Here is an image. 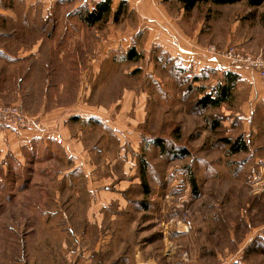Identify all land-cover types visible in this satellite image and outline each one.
<instances>
[{
  "label": "rangeland",
  "instance_id": "1",
  "mask_svg": "<svg viewBox=\"0 0 264 264\" xmlns=\"http://www.w3.org/2000/svg\"><path fill=\"white\" fill-rule=\"evenodd\" d=\"M86 1L66 0L48 21H0L3 31L45 29L43 38L13 40L43 41L27 76L25 64L13 79L2 67L0 107L19 108L32 127H67L86 162L77 166L67 144L51 138L35 139L19 159L13 138L3 143L0 264H264V124L250 114L251 88L241 77L264 80L227 64L240 77L230 101L201 107L204 91L231 71L184 66L157 40L162 24L165 44L175 35L203 60L213 48L259 56L264 4H200L187 14L177 1L157 0L156 24L126 4L118 21L89 27L83 18L95 6ZM47 45L56 49L48 54ZM133 47L135 61L127 58ZM52 104H78L81 116H41ZM89 110L95 117L86 119ZM242 135L249 150L231 155L224 140Z\"/></svg>",
  "mask_w": 264,
  "mask_h": 264
},
{
  "label": "crops",
  "instance_id": "2",
  "mask_svg": "<svg viewBox=\"0 0 264 264\" xmlns=\"http://www.w3.org/2000/svg\"><path fill=\"white\" fill-rule=\"evenodd\" d=\"M13 1V4L11 3ZM105 0H87L86 2L91 3V6H96L100 2H103ZM112 1V8L113 12L117 11V7L120 4H129L133 7L137 12H139L140 17H142L143 20L149 21L150 24H156L157 21L159 22L158 18L161 15V5L157 0H111ZM68 2V1H67ZM66 0H0V21L1 19H9L12 21H23L24 24L30 23L34 18V16H37L41 20H51L54 19V13L55 10L59 11V9H63L64 6L67 4ZM238 4V3H237ZM9 5H13V7H7ZM119 5V6H120ZM236 5V4H234ZM221 8L227 7V6H233V5H215ZM117 8V9H116ZM94 9V7H93ZM132 9V8H131ZM90 11L91 8L89 9ZM56 16H59V13H56ZM158 17V18H156ZM160 19V18H159ZM173 24V23H172ZM160 30H158L157 34V40L163 47H169L172 46L175 48V50H171L173 55L176 57H180V60L183 61L185 64L184 66H200V68H215V69H222L224 71H231L232 73H236L235 70L227 68V63L225 60L221 58H215V57H207L206 60L200 59L201 57L194 51L185 49L182 47L181 43L179 42L178 38L175 35L170 36L172 41L169 42V44H165L163 42V39L161 38V35L163 33H168V29L165 28L163 30L162 24H159ZM155 30V29H154ZM45 29H31L26 27L24 28H16L11 29L8 31H3L0 28V72L2 70V67H4L5 64L8 65L10 69V75L13 79V68H17L18 65L25 64V75L29 72H33L34 68L32 66L34 58L38 56L39 50L42 47V41H37V43H34V41H30L26 44H13V40L16 37H33L38 36L39 33L42 34L41 37L43 38ZM155 32H157L155 30ZM169 36V35H168ZM16 40V39H15ZM7 41L9 44H7ZM18 41V40H16ZM165 45V46H164ZM169 45V46H168ZM53 49H56V46H44V52H48L50 54ZM63 58V57H61ZM34 75V74H33ZM53 78V77H52ZM51 78V79H52ZM50 79V80H51ZM19 80H23L22 78H19ZM49 80V81H50ZM241 82H244L250 86V104H249V111L252 116L257 117V119H260L258 122L259 124H264V121L262 119L264 115V82H262L258 78H252V77H241ZM65 81L60 80L57 81L58 85H65ZM81 108L78 104H70L65 106H59L57 104H52L51 107L47 109L46 112H42L41 116L44 114V118L49 117H63L69 113L68 119L71 121H76L78 116V110ZM75 111H78L77 113ZM89 113H85V118L89 119L91 117H95L94 113H91V110L88 111ZM76 113V114H74ZM36 117V116H33ZM36 122V121H35ZM8 133V134H7ZM37 134V135H34ZM9 136V137H8ZM13 138V156L17 159L21 158L24 154L22 151L24 150L25 153H29V151L33 148L34 140H38L40 138H51L54 140H57L59 143L65 142L67 144V154L72 159L73 162L77 164V166L83 165L86 166V162L80 158L85 157V155L81 151V147L79 145L80 139H78L73 134H70L69 129L67 127H61L59 129H52L45 127L43 123H36L32 128L25 131H18L16 133L11 132H3L2 128L0 127V171L2 168V154H5V151L3 150V143L8 142V138ZM22 149V151H21ZM80 160V161H79ZM90 166V165H89ZM85 169V168H84ZM88 177H91V172L88 171L87 174ZM125 177H121L117 182H115L116 176H112V182L113 183H119L118 186H122L123 183L127 182V179H123ZM90 186V185H89ZM107 191L112 192L113 186H107L105 188ZM89 193L94 196V191L91 186L88 187ZM116 194H119L122 196V192H120V189L113 192Z\"/></svg>",
  "mask_w": 264,
  "mask_h": 264
},
{
  "label": "trees",
  "instance_id": "3",
  "mask_svg": "<svg viewBox=\"0 0 264 264\" xmlns=\"http://www.w3.org/2000/svg\"><path fill=\"white\" fill-rule=\"evenodd\" d=\"M180 3L187 14L192 13L200 4L208 5H234L245 1L249 7H260L264 4V0H174ZM122 6L121 4L117 11L113 12L112 1L105 0L97 4L92 11H88L86 16L83 18L84 22L89 27H94L99 23L106 22L108 19L113 17L114 21H118L121 15ZM127 58L135 61L140 57L137 54L135 47L128 51ZM224 82H219V84L212 88L208 94L204 91V96L198 101L201 107H221L223 104L230 101L232 92L235 88L236 83L240 80L239 75L232 72H227L225 74ZM206 92V93H205ZM229 146V153L231 155H236L242 152H247L249 146L245 141L244 136H239L236 139H226L224 140ZM157 144L160 146V141L157 140ZM184 154H187L185 152ZM142 185L146 187L145 177L142 176ZM193 188L196 187L195 181H191ZM147 191V189H145Z\"/></svg>",
  "mask_w": 264,
  "mask_h": 264
},
{
  "label": "built area",
  "instance_id": "4",
  "mask_svg": "<svg viewBox=\"0 0 264 264\" xmlns=\"http://www.w3.org/2000/svg\"><path fill=\"white\" fill-rule=\"evenodd\" d=\"M210 57L224 58L226 63L233 68H246L256 71L264 80V48L259 56L242 55L235 48L227 53L217 52L215 48L210 49ZM0 124H5L15 130L32 127V122L17 107H0Z\"/></svg>",
  "mask_w": 264,
  "mask_h": 264
}]
</instances>
